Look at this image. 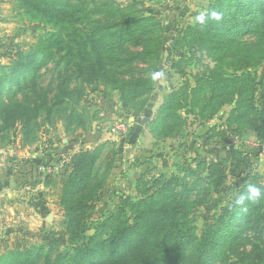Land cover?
<instances>
[{
  "label": "rangeland",
  "instance_id": "374dc122",
  "mask_svg": "<svg viewBox=\"0 0 264 264\" xmlns=\"http://www.w3.org/2000/svg\"><path fill=\"white\" fill-rule=\"evenodd\" d=\"M69 1V11L79 7L80 0ZM113 1L123 7L135 4L141 15L160 22L162 75L150 94L125 102V94L111 84L89 85L74 69L57 67L58 55L46 56L33 80L31 71L15 99L40 103L35 136L22 131L20 120L6 127L0 119V264H84L113 248L108 240L119 225L135 224L140 215L151 217L155 205H191L187 231L199 239L250 184L264 192V117L255 123L262 130L244 127L247 121L233 118L235 101L203 117L189 91L217 62L199 50V43L175 46L189 26L198 25L195 16L210 10L215 0ZM84 2L87 9L93 7L92 0ZM29 15L22 0H0V98L11 106L16 102L9 95L13 70L33 59L48 33L55 31ZM133 67L146 68L141 74L147 77L157 73L155 61L135 62ZM227 70L255 78L257 106L264 109V62ZM181 89H188V100H182L178 110L182 120L165 128L167 99ZM62 98L66 103L49 116L48 103ZM73 109L79 115L74 123L68 118ZM116 123H125L126 130L113 132ZM87 149H99L89 185L70 191L67 177L74 169L73 156ZM219 179L223 183L217 187ZM249 203L260 205L257 216L230 254L212 264H246L256 244L255 264H264V199ZM151 219L139 255L163 243V221L151 224Z\"/></svg>",
  "mask_w": 264,
  "mask_h": 264
},
{
  "label": "trees",
  "instance_id": "16d2710c",
  "mask_svg": "<svg viewBox=\"0 0 264 264\" xmlns=\"http://www.w3.org/2000/svg\"><path fill=\"white\" fill-rule=\"evenodd\" d=\"M22 2L31 21L51 25L55 31L48 33L40 53L34 54L33 59L19 62L13 70L9 95L16 101L15 105H8L0 98V119L6 123V127L20 120L22 131L35 136V116L40 103L16 100L15 94L24 89L29 78L34 79L43 66L42 60L52 54L58 55L57 67L74 69L78 78L89 85L99 82L111 84L125 94V102L128 97L137 100L150 94L155 80L141 74L146 68L138 69L133 64L155 61L157 72L163 68L164 37L160 22L155 17L141 15L135 4L123 7L113 0H92L91 9H87L84 0H80L79 7L72 12L69 11V0ZM210 10L221 13V20L189 26L175 43L181 48L182 42L190 45L199 43V50L207 51L217 62L208 73L204 72L197 86L189 91L192 105L200 106L203 117H210L225 104L235 101L234 120L247 121L244 127H255L260 131L262 129L257 128L255 123L264 117V109L257 106L258 85L255 78L249 73H231L227 69L258 67L264 62V0H215ZM38 12L39 16L36 17ZM132 46L141 49L133 50ZM31 71L34 72L29 77ZM127 75L129 77H125ZM182 100H188V89H181L168 97L166 114L162 119L165 128L171 129L174 122L182 120L178 113ZM62 101L63 98L46 104L49 116L55 109L61 108ZM68 118L74 123L79 115L73 109L68 113ZM98 152L99 149H87L73 156L74 169L67 177L70 191L78 192L88 187L90 169ZM212 169L214 166L211 165L209 170L212 172ZM211 177L210 173L208 180ZM222 183V179H219L216 186ZM190 206L155 205L151 217L140 215L135 224L122 223L108 240L114 242L113 248L96 253L87 258L84 264H97L101 257L102 264H135L140 259L143 264H212L214 259L230 254L260 210V205H250L249 202H246V211L235 207L234 203L227 205L216 222L210 224L207 232L198 239L187 231ZM231 216L232 221L225 227ZM152 217L154 220L151 224L163 221V243L152 253L139 255L138 246L146 237ZM257 250L256 244L246 264H255Z\"/></svg>",
  "mask_w": 264,
  "mask_h": 264
},
{
  "label": "clouds",
  "instance_id": "9594fccd",
  "mask_svg": "<svg viewBox=\"0 0 264 264\" xmlns=\"http://www.w3.org/2000/svg\"><path fill=\"white\" fill-rule=\"evenodd\" d=\"M222 18V14L215 11V10H208L205 9L204 11L200 12L195 16V21L200 25H205L209 21H220ZM162 73L157 72L153 74V79H158ZM261 199H264V192L256 185H249L247 191L241 193L237 196L234 201V206L239 207L242 210L246 211V202H258Z\"/></svg>",
  "mask_w": 264,
  "mask_h": 264
},
{
  "label": "built area",
  "instance_id": "2783aa9c",
  "mask_svg": "<svg viewBox=\"0 0 264 264\" xmlns=\"http://www.w3.org/2000/svg\"><path fill=\"white\" fill-rule=\"evenodd\" d=\"M126 130V124L125 123H116L112 127L113 132H121Z\"/></svg>",
  "mask_w": 264,
  "mask_h": 264
},
{
  "label": "crops",
  "instance_id": "0c3cea01",
  "mask_svg": "<svg viewBox=\"0 0 264 264\" xmlns=\"http://www.w3.org/2000/svg\"><path fill=\"white\" fill-rule=\"evenodd\" d=\"M2 200H3V193L1 191V186H0V210H1V207H2ZM2 219L0 218V226H2Z\"/></svg>",
  "mask_w": 264,
  "mask_h": 264
}]
</instances>
